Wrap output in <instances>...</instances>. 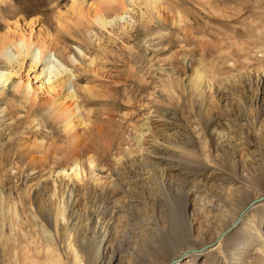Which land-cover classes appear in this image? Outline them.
Instances as JSON below:
<instances>
[{
	"label": "rangeland",
	"instance_id": "374dc122",
	"mask_svg": "<svg viewBox=\"0 0 264 264\" xmlns=\"http://www.w3.org/2000/svg\"><path fill=\"white\" fill-rule=\"evenodd\" d=\"M107 6L0 0V46L15 55L0 56V264H72L70 241L102 236L107 256L183 238L170 264H264V0H117L123 20L105 28L93 15ZM50 56L69 69L52 89ZM72 144L94 165H81L71 220ZM243 224L248 241L229 244Z\"/></svg>",
	"mask_w": 264,
	"mask_h": 264
},
{
	"label": "bare ground",
	"instance_id": "6f19581e",
	"mask_svg": "<svg viewBox=\"0 0 264 264\" xmlns=\"http://www.w3.org/2000/svg\"><path fill=\"white\" fill-rule=\"evenodd\" d=\"M100 1L105 2L107 5H110V6H107L104 9L103 8L99 9L100 8L99 7L98 10L94 13L93 19H94V21L97 22V24L106 28V26L108 24H110L111 22H113L115 19H122L123 20V17H124L123 14L116 12L117 9L114 11V9L116 7L111 8V4L112 3L114 4L115 2L117 3V0H100ZM120 1L123 2V0H120ZM121 9L122 8H120V10ZM110 10L114 11V18L109 14ZM31 44H33V42L30 41V38H26V37H24V35H20L19 41L18 42L14 41V43H13V45L16 47L15 49H18V51L16 50L18 52V55L23 56V58L30 54ZM37 49H38V53H36V55L32 56L34 65H36L41 60L42 49L41 48H37ZM0 56L9 62H12L15 60V55L8 51L7 44H3L2 46H0ZM54 62H55V64H54ZM68 71H69V69H67L62 64V62H60L58 59L54 58V56L48 57L47 63H46V68L44 69L43 72L44 73L46 72V75H45L46 76V83L49 86V88L52 89L54 87L55 83L59 84V85L66 83L65 81H67V80L64 77H61V75L64 72L67 73ZM69 75H71V74H69ZM9 76H10V73H6V72L0 70V83L1 84L5 83V81L7 80V78ZM69 77L70 76H68V79H69ZM53 78H55V80ZM74 109H75L74 113H76L78 111V108L75 107ZM69 112H70V109H69ZM74 113L72 112V114H74ZM70 120L65 125L66 128L67 127L68 128L73 127L71 125ZM71 149H72V153L71 154L69 153L70 155H68V156H70L69 165H64V168L60 167V169L64 173L65 176L68 175V177L73 181V182H71L72 184L69 187H67V189H66V193L68 196L67 203L69 204V210H70L69 211L70 212L69 219L72 220V214H73L72 210H74V208L78 204V200H79L78 197L80 196V193L82 192V189L78 184L79 180H80L79 179V170L82 167L81 165H84V163H86L87 166H92L94 164H93V159H92V157H90V155H88V157H86L88 150L81 149L79 146H74V144H72ZM190 154H191V152H190ZM192 154L194 155V153H192ZM187 155H189V153H187ZM193 155H191L192 157H190V158H189V156H187L188 159L190 160L191 158H193L194 157ZM82 157H84V158L86 157V159H84V161H83ZM193 159H195V158H193ZM195 160H193V161L195 162ZM194 162H193V164H194ZM194 167H196V166L194 165ZM197 167L199 168V165ZM198 168H196V169L193 168V170H197ZM68 170H71V172L67 173ZM237 181H238V179L235 178V179L230 180L229 184L227 183L228 185L226 187V197L229 198L230 200L233 198L235 199L239 196L240 187L238 185H236ZM40 190H39V193L41 192ZM245 194L247 195V193H245ZM4 200H6V199L4 198ZM243 200H245V198ZM238 201H236V203ZM240 201H242V200L240 199ZM5 203L6 202H4V204ZM245 204L244 205L242 204V206L239 207L238 213H236V215H234L236 217L232 216L231 218H229V222L225 223L224 227L216 233L217 234L216 237H219L224 231H227L228 229L232 228V226L234 225V223L237 220V215H239L241 212L244 211L245 206H246ZM211 206H212V208L216 209V207L214 205H211ZM219 216H221V215H219ZM50 219L51 218H48V221H50ZM250 222L251 221L247 219L244 224L247 226H250L251 225ZM258 222L259 223H258L257 227L259 228L260 224H261V220ZM68 223H69V225L72 224L71 221L70 222L68 221L67 224ZM244 224H243V226L241 225L238 229L235 230L234 235L232 237H229V238H231L230 239L231 242L229 244H233V242L235 243V241H240L241 239L246 238L245 236L247 234L243 233L246 230V228L244 227ZM72 230L73 229H71L69 231H72ZM70 233L71 232H69V235H70ZM62 235H63V237H65V234H62ZM199 236L202 237V235H199ZM67 237H68V235H67ZM62 239L65 240V238H62ZM248 239L249 238H246L247 241H248ZM153 241H154V247L146 248V250L144 251V255L139 257L137 260H133L131 258L132 256L130 253H126L124 255H121L118 252H115V250L111 251V254L109 256H107L108 250L111 247V238H107L106 236H102L101 238H98V239L83 238V239L79 240V238H74V241H72V244H70V242H71L70 241L68 246L70 249V257H72V264H170L171 262L175 261L178 257H180L181 254L183 253V251L175 249V246H177L180 242H182L183 238H154ZM151 242H149V243H151ZM247 246H249V245H247ZM245 250H246V248H245ZM231 256L233 259L231 260V262H228L227 264H243V260H244L243 255L239 254V256H237L233 253ZM50 258L51 257H48V260H47L48 263L50 262V260H52ZM22 262H23V260H22ZM51 264H57V263L52 262Z\"/></svg>",
	"mask_w": 264,
	"mask_h": 264
}]
</instances>
